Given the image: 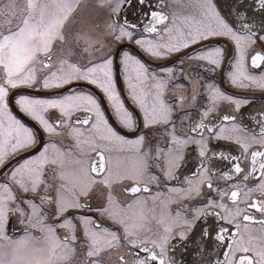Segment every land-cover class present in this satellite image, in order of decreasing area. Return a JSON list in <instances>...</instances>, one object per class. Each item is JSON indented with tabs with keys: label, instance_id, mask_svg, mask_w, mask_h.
I'll use <instances>...</instances> for the list:
<instances>
[{
	"label": "snow or ice",
	"instance_id": "6c2138e0",
	"mask_svg": "<svg viewBox=\"0 0 264 264\" xmlns=\"http://www.w3.org/2000/svg\"><path fill=\"white\" fill-rule=\"evenodd\" d=\"M257 92L264 0H0V264H264Z\"/></svg>",
	"mask_w": 264,
	"mask_h": 264
},
{
	"label": "flooded vegetation",
	"instance_id": "af4514ba",
	"mask_svg": "<svg viewBox=\"0 0 264 264\" xmlns=\"http://www.w3.org/2000/svg\"><path fill=\"white\" fill-rule=\"evenodd\" d=\"M221 87L224 88L225 90H228L229 85L225 82L221 84ZM233 91H235L233 89ZM261 102H264V96H262L259 92L256 93V98L254 100V103L259 104ZM125 103L128 104L129 102L127 101V99L125 100ZM130 106V105H129Z\"/></svg>",
	"mask_w": 264,
	"mask_h": 264
}]
</instances>
